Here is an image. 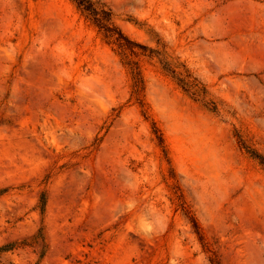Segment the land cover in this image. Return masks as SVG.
<instances>
[{
	"label": "rangeland",
	"instance_id": "obj_1",
	"mask_svg": "<svg viewBox=\"0 0 264 264\" xmlns=\"http://www.w3.org/2000/svg\"><path fill=\"white\" fill-rule=\"evenodd\" d=\"M100 1L218 111L140 56L147 118L73 0H0V264H264V0Z\"/></svg>",
	"mask_w": 264,
	"mask_h": 264
},
{
	"label": "trees",
	"instance_id": "obj_2",
	"mask_svg": "<svg viewBox=\"0 0 264 264\" xmlns=\"http://www.w3.org/2000/svg\"><path fill=\"white\" fill-rule=\"evenodd\" d=\"M73 1L76 3L79 9L86 13L88 17L93 21V23L99 27V29L104 33V36L107 39L112 40L119 47V52L123 57V62L129 68L130 74L133 79V94L136 97L138 103L143 107V112L147 118L148 115L144 107L145 102L143 98L144 92L146 90V81L142 73L140 61L135 58L140 56L157 55L158 57H160V62L162 64L163 70L171 75L185 91L190 92L192 95L203 101L211 111H218L217 104L211 99H206L207 90L203 83H201L196 77H194L184 66L175 63L172 59H170L164 48L153 49L132 40L115 23V13L105 3L101 2L100 0ZM154 132L157 135L159 142L162 144L163 134L156 125H154ZM238 136L241 138V141L243 142V145L247 149V151L254 158L258 159L261 164L264 165V155L246 145L240 133H238ZM45 202L46 199L43 197V205L41 206L43 211ZM191 221L196 232L201 237L202 235L200 233V228L197 220L193 216H191ZM12 247H14V243H8L4 246H1L0 251H8Z\"/></svg>",
	"mask_w": 264,
	"mask_h": 264
}]
</instances>
